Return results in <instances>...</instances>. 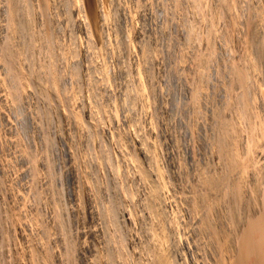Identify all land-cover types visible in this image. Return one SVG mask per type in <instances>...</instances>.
<instances>
[{"label":"rangeland","instance_id":"rangeland-1","mask_svg":"<svg viewBox=\"0 0 264 264\" xmlns=\"http://www.w3.org/2000/svg\"><path fill=\"white\" fill-rule=\"evenodd\" d=\"M23 1H25V3ZM214 1L215 0H100L101 17L104 16L98 24L99 28H97V30H99V38L102 35L100 40L99 38H95L93 34L89 36L92 32L86 30L88 33L91 32L87 34L85 30L78 25L79 22L76 11H73L76 9L74 8V4L71 3V0H0V264H156L157 261L154 262L156 258L168 259L169 262L172 261L171 264H203L204 262H206L204 264H217L220 260L223 261V264H225V262L228 264L237 259L238 254L235 253L234 243H236V235H238L237 232H239L238 230L241 227L239 225L233 227L232 215L236 212L235 214L238 217L244 219V215L246 216V213L251 211L252 207L250 208V205L252 204L250 203L253 202L251 200L253 195L251 194L253 193L254 187L252 185L254 183H250V178H252V174L255 176L259 174L257 170L264 166V163L263 165L260 163L261 160L264 162V157L262 156L264 155V137L259 136L261 135V131L259 128L256 129L264 116L262 111L263 106L260 107L262 103L260 97H264V91L261 87H264L262 83H259L261 87L258 85V89L260 87L261 90H259L261 92L256 91L258 89H253L257 86L258 82L256 80H261V78H259V80L255 77L263 70L261 66V68L258 66L259 64H256L257 66L253 65L255 68L249 67L253 69V71H251L252 69L250 70L252 72H250V78L256 81V83H251L253 85H250V89H248L247 92L250 96L257 97V100L255 99L254 101L255 104L251 101V105H256H253L254 108L258 106L255 109V111L258 110L255 115L258 113L259 116L260 110V112L262 111L260 115L263 116H259V121L257 119L256 122L253 116L255 111H251V117L253 116L252 122L255 121L253 123H256L254 128L249 127V124L246 123L247 120H245V122L244 119L242 120L241 118L239 119L246 128L242 126L240 122L239 124L233 123L236 130V126H241L240 128L243 127L241 130H238L240 135L243 136H237L239 141L237 137L234 139L235 143L233 149L236 150L235 153H238L237 158L239 159L237 160H241L240 162L237 161V163H240V165L242 163L241 167L243 166V168H246L240 169L239 165H236L233 169L231 168L232 174H234H231V176L235 177V179L233 178L235 183L238 181L236 184L245 181L244 183H240L242 186L234 184V186L241 187V189L239 188L240 196L242 195L240 198L241 203L239 201L236 202V209L232 206L233 199H231V197L234 192L232 190L233 184L231 185L232 192L230 189L222 190L219 187H214L215 189L212 187L211 189L210 185V187L208 186L205 188L206 185L202 186L201 180L203 179V182L207 180L208 183L209 179L214 180V178H216L215 180H218L221 177V173L223 175L224 164L219 154H217L219 151V147H217L218 135L217 131H214L216 129L212 126L215 122L212 118L215 120L218 119L216 121L217 123L218 121H239L238 110L233 109L238 108L236 105V98L241 90L239 87L237 91L232 90V93L235 91V94L233 93L235 97L234 95H230V100L232 101H229L231 105L227 108L228 98L225 100V97L220 94L222 89H218V87L220 86L223 88V86L227 85L231 80L228 74L225 75L227 67L225 69L224 65L231 62H228V59H233L232 62H237V58H240V60H238V62H240L241 57L246 55L242 54L243 50H239L238 48L243 47V45L239 43L241 40L238 38L240 37L238 31L242 28L240 24L244 23L248 15H250V17L248 16L249 18L252 17L253 24L256 22V20L254 21V16L257 14V17L264 21V17L259 15H264L263 13H259L261 10L263 12L264 8H261V5L264 7V1L259 0L257 2V0H248V4L249 1L254 4H250L248 7H243L246 3L244 0L239 2L241 5L236 2L239 4V8L234 4L236 7L235 10L242 8L248 9L250 7V9L252 8V13L255 9L253 11L255 14L252 13L253 15L251 13L249 14V9L248 11L243 9L244 12L241 10L242 13L240 10V13L236 11L238 14L234 10V13V6L232 11L229 10V12L227 10L229 13H225H227L228 16L230 13H233L229 16L230 19L234 18V21L235 19L238 20V22L235 21L239 24L238 26L235 25L237 23L232 19L231 21L226 17L223 8L221 11V7H223L220 5L221 0H217V2L219 1L218 4ZM254 2H257V4L261 2L262 4L259 3L260 7L257 8ZM248 4H246V6ZM13 5L16 6L13 7L14 9L12 8ZM101 6L103 8H101ZM240 6H242V8ZM175 7L177 10L174 9ZM259 8L261 10H258ZM31 9H33L34 12L31 11ZM192 9L198 10L194 11ZM15 10L17 13H15ZM10 11H13V13ZM244 13L248 15L242 16V19L245 17L243 21L239 20V18L241 19V14ZM9 16H11L12 19ZM257 17L256 19L258 20ZM211 18L214 19V23H212L213 20ZM207 19H210L211 22ZM222 19L223 22H226L223 23L221 21ZM228 20L235 23L234 25L236 28L234 25L229 26L228 24L232 23H227ZM263 21H261V30H259L260 23L258 24L259 29L257 31L259 32H262V29H264ZM211 24L213 25L211 26ZM218 24L220 26H218ZM21 25L27 28V33L29 34L24 33L26 30L22 28ZM29 25H31V27ZM207 25L211 32L208 31ZM224 26L228 30H230L231 26L232 29L234 27V32L237 29L235 32L236 34L233 31L225 30ZM217 27L219 28L217 29ZM237 27L240 28L238 29ZM17 29H19V32ZM216 29L219 33L224 30V32L220 34H224L228 31L235 35L232 36V34L226 32L227 34H225L227 36H223L216 32ZM14 30L17 31L14 32ZM239 32L242 33V30ZM212 33L214 35H212ZM214 36H216L215 38L218 37V40L215 39ZM230 36L232 37L228 39ZM219 37L221 39H219ZM223 37L226 38L224 42L222 40ZM235 37L236 40L234 39ZM188 40L194 41L190 42ZM229 40H231L230 42L232 45L230 42H227ZM72 41H75L74 44ZM71 44L74 46H71ZM7 45L9 47H7ZM236 45L237 51L235 50V53H233L232 49H235ZM226 46H229V50L231 49L230 51L235 55L232 54L233 56H231V52L226 50L228 49V47L225 48ZM206 47H210V49H206ZM212 50H214L213 53H211ZM220 51L222 53H220ZM5 53H7V55ZM251 53L254 55V50L249 51L247 56L253 58ZM75 57L77 58L75 59ZM241 62L244 63L243 58ZM241 62L240 64H242ZM219 68L223 69L222 72ZM258 68H260V71L257 70ZM49 70L50 72L54 71V73L48 72ZM218 70L224 73L223 75L225 76L218 73ZM197 71L199 72L197 73ZM263 72L264 70L260 73L261 76H257L263 77ZM21 73L23 75H21ZM255 73L256 75L254 76ZM214 74L216 76L219 74L225 77V79H223L224 81L222 77L219 80L218 75L217 79L221 81L219 82ZM53 75H57L55 77H57L58 81L53 79ZM172 75L176 77L175 81H177L174 84L180 88L178 93L182 89L181 84L184 83L188 84L186 85L188 88L191 87L189 88L190 93V89H199L198 86L200 88L202 87L203 89L201 90H204L202 91L203 93L200 92V89L198 93H201V96L205 93L204 96H202V98L198 96V99L196 98V100H194V95H198L197 89H194L195 91L193 90L196 92H192L194 95H187L181 91L179 94H176L177 100L175 102L177 104L175 105V109L172 107L171 101L174 91V86H172L173 81L171 80ZM252 77H255V79ZM38 78L42 82L39 80L37 81ZM52 79L57 83L52 82ZM198 79L201 81L199 85L197 83ZM228 79L229 81L225 82V80ZM205 80H207L208 83ZM262 80L264 81V77ZM49 81L51 83H49ZM178 82H180L181 86ZM213 82H215V84ZM218 83L221 84L219 85ZM193 84H195L194 87ZM254 84H256L255 87H251L254 86ZM54 85H56V87ZM36 86L38 88H36ZM214 88H216L218 94H215L216 91ZM251 88L253 91L255 90V95L251 92L254 96L249 92L252 91ZM206 91H208L209 94ZM257 102L260 103L257 105ZM223 103H225V105ZM219 104L221 107L224 105V108H221ZM229 108L232 109V111L230 109L231 112L235 111L237 114L234 112V114L232 113L234 116H231L232 114L229 115ZM199 109L201 112H199ZM216 110L218 115H215ZM221 110L225 112H222L224 115L220 114ZM39 114L40 117L38 116ZM225 116L226 119L228 118L227 120H225ZM135 120L136 122H134ZM249 120H251L250 117L248 118V121ZM23 122L27 124L25 127H23ZM252 122L250 121V124ZM207 123L210 124L208 125ZM76 124L78 125L76 126ZM252 125L254 124L250 126ZM255 129L260 132L255 131ZM237 134L239 133L237 132ZM239 137H241L242 141ZM201 139L205 140L204 143ZM213 141L214 143H212ZM246 141H248L247 147L245 145ZM233 142L232 140L229 148L233 146ZM240 142L241 144L244 142L245 144L243 143V145H245V147L240 145ZM253 142L255 143V147ZM202 143L205 145L207 144V147H202ZM237 144L244 147L241 149H244L243 151H245V155H249L248 157L244 155L242 150H240L242 152H239L238 149L240 146L238 145L235 147ZM145 145L148 147H145ZM250 145L251 147H249ZM256 146H259L258 149ZM192 147L195 148L193 149ZM261 147L263 150L262 153ZM248 149H250V151H247ZM145 151L147 153L144 154V156L143 152L145 153ZM252 151L255 152V156H253ZM257 151H260L262 155ZM146 155L149 156L147 157ZM250 155L252 156L250 157ZM143 157L146 160L143 159ZM147 159L152 162L150 161V163H148ZM244 162L246 165H250V168L244 165ZM259 163L262 165H260L261 167ZM135 164L138 165L136 166ZM239 169L240 172L237 171ZM252 169L253 173H251ZM113 170L114 172H112ZM158 170L160 172H158ZM233 170L234 172L236 170V174L237 172L242 174L244 170H247L243 175L240 174L241 176H239H243L246 179L242 177L243 180L241 179L239 182L240 178L235 176ZM262 170L264 169L262 168ZM156 171L158 173H156ZM260 171L261 170H259V172ZM145 173H150L151 177L149 174L145 176ZM140 174H143L142 177H140ZM156 174H158V176H155ZM199 174L201 176L204 175V177L206 174V180L201 176L199 179ZM146 177L149 178L146 179ZM149 179L155 182L160 181V186L157 184L159 187L155 189L156 193L162 190L160 196L157 193L159 198L153 190L154 186L150 189L153 182L150 183ZM233 179H229V182L234 183ZM253 180L251 179V181ZM155 182L153 185L157 183ZM207 183L204 182V184ZM250 184L252 185L250 186ZM159 188L160 190L158 191ZM225 191L227 193H225ZM198 192L200 194H198ZM204 193L206 196H204L205 198L201 196L204 195ZM199 195L201 197H199ZM151 196L153 197V201L150 199ZM154 196L158 199L156 198L157 200H154ZM192 196L195 199V203L190 199ZM199 200L200 202L197 203ZM155 201H157V203ZM203 201L207 203L205 204ZM248 201L250 202L249 204ZM145 202L149 207L146 206ZM160 202L161 204L159 205ZM202 202L206 207L201 204ZM163 203L165 204L164 206H162ZM188 203L190 206H194L195 204L194 207H197L195 211L193 208L192 211ZM191 203L194 204L192 205ZM196 203L198 205H196ZM159 207H162L161 210ZM248 208H250V210H248ZM147 212L150 214L152 212L151 216ZM194 212H197L196 215ZM202 213H205V215ZM200 215L201 217H199ZM196 216L199 218H196ZM155 219H159L158 222ZM243 219L241 220L244 221ZM241 220L240 222H242ZM159 221L162 224H160ZM198 222L199 224H197ZM201 223L203 225L206 224V226H203ZM191 229L194 230L192 231ZM200 230L203 232L205 231V234ZM210 231H212V233ZM218 231L219 234L216 233ZM213 233H215V236ZM204 235H207V237ZM208 236L214 242L211 241ZM229 239H232L231 242ZM228 242H230L232 247ZM230 247L231 250H234L227 251ZM216 249L219 250L218 253ZM160 250L163 253L161 252L160 254ZM231 252H234V255ZM229 253L231 255H228ZM213 254L214 259L212 256ZM165 255L169 256L165 257ZM217 255H220V258H224L225 261L220 258H217L219 261H216L215 258L218 257ZM225 256L227 258L229 257V261ZM232 257L235 259L233 260ZM209 258L212 259L209 260ZM165 261L170 264L167 260Z\"/></svg>","mask_w":264,"mask_h":264},{"label":"bare ground","instance_id":"bare-ground-1","mask_svg":"<svg viewBox=\"0 0 264 264\" xmlns=\"http://www.w3.org/2000/svg\"><path fill=\"white\" fill-rule=\"evenodd\" d=\"M11 1V0H10ZM56 1V0H55ZM100 1V0H99ZM98 0H71V3H73L74 4V8L76 9V10H73V11H76V15H77V17H78V25H80L84 30H85V32H86V30L88 31H91V32H89V33H91V34H89L88 32H86L87 34H89V36H92V34H93V36H95V38H99V30H97V28H99V22L102 20V18L104 17H101V10H100V2H99ZM118 1V0H117ZM194 1V0H193ZM216 1V4H218V2H217V0H215ZM214 1V2H215ZM241 1H243V0H221L220 1V5H222L223 7H221V11H222V8H223V10H224V13L225 12H228L229 10H231L232 11V8H234L235 6H234V4L237 6V8H239V2H241ZM246 3H245V5L243 6V7H248L250 4H253V3H250V1H252V0H250L249 1V4L247 3V1L248 0H244ZM256 1V0H255ZM259 0H257V2H258ZM261 1V0H260ZM264 1V0H263ZM13 2V1H12ZM24 3H25V1H23ZM59 2V1H58ZM104 2V1H103ZM113 2V1H112ZM189 2V1H188ZM197 2V1H196ZM201 2V1H200ZM239 3V4H237V3ZM257 2H254L256 5V7L258 8V7H260L259 6V3H261V2H259L258 4H257ZM6 3V2H5ZM70 3V4H71ZM109 3H110V1H109ZM114 3V2H113ZM199 3V2H198ZM212 3V2H211ZM10 4V3H9ZM14 4V3H13ZM20 4V3H19ZM68 4V3H67ZM72 4V5H73ZM186 4V3H185ZM203 4V3H202ZM205 4V3H204ZM246 4H248L247 6H246ZM262 4V3H261ZM8 5V4H7ZM11 5H12V3H11ZM10 5V6H11ZM26 5V4H25ZM38 5V4H37ZM62 5V4H61ZM103 5V4H102ZM180 5V4H179ZM193 5V4H192ZM195 5H196V3H195ZM219 5V6H220ZM241 5V4H240ZM242 5H243V3H242ZM254 5V4H253ZM15 5H13L12 6V8L14 7ZM20 6V5H19ZM18 6V7H19ZM27 6H28V4H27ZM39 6V5H38ZM205 6V5H204ZM234 6V7H233ZM16 7V6H15ZM17 7V8H18ZM26 7V6H25ZM105 7V6H104ZM173 7V6H172ZM206 7V6H205ZM241 8H242V6H240ZM253 7V6H252ZM9 8V7H8ZM7 8V9H8ZM32 8V7H31ZM43 8V7H42ZM69 8V7H68ZM101 8H103L102 6H101ZM202 8V7H201ZM207 8V7H206ZM210 8V7H209ZM253 8H255V7H253ZM261 8H264V7H262V5H261ZM9 9H11V8H9ZM14 9V8H13ZM16 9V8H15ZM26 9H28V8H26ZM36 9V8H35ZM69 9H71V8H69ZM174 9H176V7L174 8ZM185 9V8H184ZM236 9V7L233 9V12H234V10ZM244 8H242V9H238V10H235V12L236 11H238L239 13H240V11L241 10H243ZM246 9V8H245ZM244 9V10H245ZM249 10H250V12H249V14L251 13V10H252V8L250 9V7L248 8ZM248 9H246L245 11H248ZM177 10V9H176ZM179 10V9H178ZM183 10V9H182ZM192 10H194V9H192ZM198 10V9H197ZM197 10H194V11H197ZM228 10V11H227ZM240 10V11H239ZM244 10H243V12H244ZM255 10V9H254ZM253 10V11H254ZM257 10V9H256ZM258 10H261L260 8L258 9ZM9 11V10H8ZM7 11V12H8ZM19 11H20V9H19ZM31 11H33V9H31ZM66 11H68V10H66ZM181 11V10H180ZM212 11V10H211ZM219 11H220V9H219ZM252 11V13H254L255 14V12H253ZM10 12H12L13 13V11H10ZM25 12V11H24ZM24 12H23V15H24ZM34 12V11H33ZM182 12V11H181ZM184 12H185V10H184ZM199 12V11H198ZM215 12V11H214ZM230 12V11H229ZM228 12V13H229ZM234 12V13H235ZM15 13H17L16 12V10H15ZM21 13V12H20ZM42 13V12H41ZM105 13V12H104ZM207 13V12H206ZM210 13V12H209ZM221 13V12H220ZM237 13V12H236ZM241 13H242V11H241ZM248 13V12H247ZM246 13V14H247ZM251 13V14H252ZM259 13H263L264 14V9H263V12H262V10H261V12H259ZM11 14V13H10ZM33 14V13H32ZM31 14V15H32ZM103 14V13H102ZM184 14V13H183ZM201 14H203V13H201ZM205 14V13H204ZM208 14V13H207ZM212 14V13H211ZM221 14H223V13H221ZM233 13H230L229 14V16L230 15H232ZM238 14V13H237ZM245 13L244 14H241V19L239 18V20H241V21H243L244 19H245V17H244V19H242V16L243 15H246ZM257 14V13H256ZM9 15V14H8ZM51 15V14H50ZM125 15V14H124ZM199 15V14H198ZM225 15H226V17H228V19H230L229 18V16L227 15V13H225ZM236 15V14H235ZM248 15V14H247ZM253 15V14H252ZM261 17H264V15H262V14H259ZM13 16V15H12ZM47 16V15H46ZM128 16H130V15H128ZM215 16V15H214ZM217 16V15H216ZM221 16V15H220ZM237 16V15H236ZM240 16V15H239ZM249 17H250V15H248ZM248 16H246V18L247 19H245V21H244V23H241L240 25H242V28L239 30V31H241L242 30V33H240L239 31H238V34H240V37H238L240 40H241V42H239L240 44H242L243 45V47H238L239 48V50H243L242 51V54H246L244 57H241V61H242V58H243V61H244V63L243 62H241L242 64H240V62H238V60H240V58H237V62L236 61H234V62H232L233 61V59L232 60H230V59H228V62L229 61H231L230 63H224L225 65V69H226V67H227V69L224 71L225 72V75L226 74H228L230 77V82L229 83H227V85H224L223 86V88L222 87H218V89L219 88H221L220 90V94H222L224 97H225V100H227V98H228V101H227V108L228 107H230V105H231V103L229 102V101H232V100H230V95H234L235 93V91H237L238 90V87L240 88V90L242 91H240L239 93H238V96H237V98H236V105L238 106V108H234L233 110H238V114H239V117H238V119L239 118H241L242 120L244 119V121L245 120H247V124H249L248 126L249 127H253L254 128V126H255V124L256 123H253V122H257V119H258V117L260 116H263V115H260V113L263 111V113H264V97L262 96V97H260V101H262V103H261V105H260V107L261 106H263L262 108V111L260 112V110H259V116H258V113L255 115V113L258 111V110H256L255 111V109L258 107H255L254 108V106H256V105H254L255 104V99L257 98V97H252V96H250L249 95V93L247 92L248 91V89H250V85H253V84H251V83H256V81L258 82L257 83V86H256V88H253V89H258V85H259V83L261 84L262 83V86L264 87V81L262 80L263 79V77H258L257 75H260L261 76V72L264 70V29H262V32L260 31H257L259 28V30H261V21H263V20H260V18L259 17H257L258 16V14L256 15V16H254L255 17V19H254V21L256 20V22H254V24L252 23L253 21V19H251V18H249ZM9 17H11V16H9ZM14 17H16V16H14ZM30 17V16H29ZM28 17V18H29ZM32 17V16H31ZM42 17H43V15H42ZM212 17V16H211ZM223 17H224V15H223ZM256 17L258 18V20L256 19ZM76 18V17H75ZM130 18V17H129ZM215 18V17H214ZM219 18V17H218ZM9 19V18H8ZM11 19H12V17H11ZM19 19V18H18ZM31 19V18H30ZM73 19V18H72ZM126 19V18H125ZM184 19V18H183ZM204 19H205V17H204ZM212 19V18H211ZM232 19V18H231ZM230 19V20H231ZM234 19V18H233ZM232 19V20H233ZM264 19V18H263ZM71 20V19H70ZM76 20H77V18H76ZM104 20V19H103ZM208 20V19H207ZM213 20V22L212 23H214L215 21H214V19H212ZM225 20V19H224ZM231 20V21H232ZM9 21V20H8ZM73 21H75V20H73ZM106 21V20H105ZM184 21V20H183ZM182 21V22H183ZM208 21H210V19L208 20ZM216 21H217V19H216ZM222 22H223V19L221 20ZM229 21V20H228ZM227 21V23H232L231 21H229L228 22ZM234 21V20H233ZM235 21H237L238 22V20H236L235 19ZM234 21V22H235ZM258 21H260V22H258ZM11 22H13V21H11ZM69 22V21H68ZM181 22V21H180ZM211 22V21H210ZM209 22V23H210ZM224 22H226V21H224ZM223 22V23H224ZM237 22H235V23H237ZM258 22V23H257ZM264 22V21H263ZM30 23V22H29ZM102 23V22H101ZM221 23V22H220ZM235 23H232V24H228L229 26L230 25H234ZM260 23V27H259V24ZM14 24H17V23H14ZM68 24V23H67ZM103 24V23H102ZM203 24V23H202ZM222 24V23H221ZM226 24V23H225ZM257 24V25H256ZM13 25V24H12ZM25 25V24H24ZM27 25V24H26ZM69 25V24H68ZM97 25H98V27H97ZM130 25V24H129ZM213 24H211V26H212ZM227 25V26H228ZM235 25H239L238 23L237 24H235ZM235 25H234V27H235ZM263 25H264V23H263ZM28 26V25H27ZM30 27H31V25H29ZM191 26V25H190ZM218 26H220L219 24H218ZM223 26V25H222ZM226 26V25H225ZM225 26H224V29L225 30H228V29H226L225 28ZM229 26H228V28H229ZM20 27V26H19ZM21 27L22 28H25V32L24 33H27L28 32V30H27V28L26 27H24L23 25H21ZM20 27V28H21ZM101 27V26H100ZM207 28H208V25L206 26ZM214 27V26H213ZM234 27H233V29H232V26L230 27V30H228V31H233L234 32ZM259 27V28H258ZM264 27V26H263ZM69 28V27H68ZM79 28V27H78ZM191 28V27H190ZM195 28V27H194ZM211 28V27H210ZM219 27H217V29H218ZM222 28V27H221ZM236 28V27H235ZM238 29L240 28V27H237ZM47 29V28H46ZM81 29V28H80ZM82 29V30H83ZM217 29L215 30L216 32H218L217 31ZM232 29V30H231ZM18 30V32H19V29H17ZM16 30V31H17ZM172 30V29H171ZM212 30V29H211ZM237 30V29H236ZM236 30H235V32H236ZM7 31H9V30H7ZM15 30H14V32H16ZM187 31V30H186ZM208 31H210L209 30V28H208ZM228 31H226V32H228ZM21 32V31H20ZM37 32V31H36ZM84 32V33H85ZM188 32H189V30H188ZM192 32V31H191ZM196 32V31H195ZM203 32V31H202ZM211 32V31H210ZM221 32H224V30H222V31H220V33ZM225 32V33H226ZM234 32V33H235ZM260 34H259V33ZM9 33V32H8ZM22 33V32H21ZM21 33H20V35H21ZM38 33V32H37ZM40 33V32H39ZM214 33V32H213ZM212 33V35H214ZM219 33V32H218ZM219 33V34H220ZM220 34V35H225V36H227L226 34ZM27 34H29V33H27ZM185 34H187V33H185ZM228 34H232V32H228ZM236 34V33H235ZM234 34V35H235ZM237 34V35H238ZM31 35V34H30ZM38 35V34H37ZM199 35V34H198ZM219 35V36H220ZM233 34H232V36H234ZM236 35V36H237ZM7 36V35H6ZM17 36V35H16ZM24 36H25V34H24ZM27 36H29V35H27ZM41 36V35H40ZM88 36V35H87ZM123 36V35H122ZM127 36V35H126ZM204 36H206V35H204ZM208 36V35H207ZM216 36H217V34H216ZM216 36H214V38L216 37ZM232 36H230V37H228V39L229 38H231ZM8 37V36H7ZM10 37V36H9ZM54 37V36H53ZM101 37H102V35H101ZM100 37V38H101ZM168 37V36H167ZM201 37H202V34H201ZM222 37V36H221ZM28 38V37H27ZM92 38V37H91ZM99 38V39H100ZM161 38V37H160ZM174 38V37H173ZM195 38V37H194ZM193 38V39H194ZM210 38V37H209ZM213 38V37H212ZM31 39V38H30ZM203 39V38H202ZM211 39V38H210ZM215 39H217L218 40V37L217 38H215ZM219 39H221L220 37H219ZM225 39L226 38H224L223 37V42L225 41ZM235 40H236V37L234 38ZM239 39H237L238 41H240ZM19 40H20V38H19ZM34 40V39H33ZM54 40V39H53ZM88 40V39H87ZM101 40V39H100ZM119 40V39H118ZM126 40V39H125ZM205 40V39H204ZM222 40H219V41H222ZM232 40V39H231ZM231 40H229V41H227L228 43L231 41ZM8 41V40H7ZM11 41V40H10ZM32 41V40H31ZM43 41V40H42ZM46 41V40H45ZM76 41V40H75ZM74 41V42H75ZM95 41V40H94ZM188 41H190V40H188ZM192 41H194V40H192ZM192 41H190V42H192ZM200 41H201V38H200ZM210 41V40H209ZM233 41V40H232ZM23 42V41H22ZM48 42V41H47ZM74 42L72 41V43L74 44ZM128 42V41H127ZM234 42H237V41H234ZM233 42V43H234ZM24 43V42H23ZM42 43V42H41ZM49 43V42H48ZM55 43H57V42H55ZM77 43V42H76ZM101 43V42H100ZM125 43V42H124ZM131 43V42H130ZM202 43V42H201ZM209 43V42H208ZM207 43V44H208ZM214 43V42H213ZM219 43V42H218ZM222 43V42H221ZM238 43V42H237ZM237 43H235V44H237ZM82 44V43H81ZM93 44V43H92ZM128 44V43H127ZM223 44V43H222ZM230 44H231V42H230ZM235 44H233V45H235ZM33 45V44H32ZM77 45V44H76ZM80 45V44H79ZM119 45V44H118ZM175 45V44H174ZM173 45V46H174ZM209 45H210V43H209ZM219 45H220V43H219ZM232 45V44H231ZM241 45V46H242ZM25 46H26V44H25ZM47 46V45H46ZM57 46H59V45H57ZM71 46H74V45H72L71 44ZM200 46V45H199ZM211 46V45H210ZM213 46V45H212ZM216 46V45H215ZM224 46V45H223ZM230 46V45H229ZM229 46H226L225 48H227L228 47V49H226L227 51H230L229 50ZM4 47V46H3ZM7 47H9L8 45H7ZM42 47V46H41ZM87 47V46H86ZM89 47V46H88ZM90 47H92V46H90ZM122 47V46H121ZM171 47V46H170ZM222 47V46H221ZM231 47V46H230ZM237 47V45L235 46V49H232L233 50V53H235L234 51L237 49L236 48ZM23 48H25V47H23ZM28 48V47H27ZM35 48V47H34ZM33 48V49H34ZM40 48V47H39ZM71 48V47H70ZM130 48V47H129ZM207 48H209L210 49V47H206V49ZM233 48H234V46H233ZM7 49H9V48H7ZM42 49V48H41ZM69 49V48H68ZM83 49V48H82ZM118 49H120V48H118ZM171 49V48H170ZM215 49H216V47H215ZM214 49V50H215ZM248 49V50H247ZM256 49V50H255ZM3 50V49H2ZM28 50V49H27ZM147 50V49H146ZM205 50V49H204ZM214 50H212L211 51V53H213V51ZM220 50V49H219ZM222 50V49H221ZM226 50H225V52H226ZM238 50V51H239ZM251 50H254V55H253V53H251V55H253V58L250 56V57H248L247 56V53H249V51H251ZM40 51V50H39ZM50 51V50H49ZM66 51V50H65ZM128 51V50H127ZM132 51V50H131ZM176 51V50H175ZM210 51V50H209ZM237 51V50H236ZM247 51V52H246ZM2 52V51H1ZM11 52V51H10ZM14 52V51H13ZM12 52V53H13ZM20 52V51H19ZM73 52V51H72ZM144 52V51H143ZM170 52V51H169ZM178 52V51H177ZM231 52V56H233V55H235V54H233L232 53V51H230ZM4 53V52H3ZM8 53H9V51H8ZM17 53V52H16ZM29 53V52H28ZM64 53V52H63ZM66 53H68V52H66ZM77 53V52H76ZM93 53V52H92ZM220 53H222L221 51H220ZM239 53V52H238ZM6 55H7V53H5ZM11 54V53H10ZM32 54V53H31ZM61 54V53H60ZM91 54V53H90ZM155 54V53H154ZM205 54V53H204ZM218 54V53H217ZM233 54V55H232ZM242 54H240V55H242ZM1 55V54H0ZM9 55V54H8ZM35 55V54H34ZM64 55V54H63ZM77 55H78V53H77ZM88 55V54H87ZM149 55V54H148ZM198 55V54H197ZM206 55V54H205ZM210 55V54H209ZM221 55V54H220ZM238 55V54H237ZM5 56V55H4ZM12 56V55H11ZM93 56V55H92ZM150 56V55H149ZM152 56H153V54H152ZM151 56V57H152ZM178 56V55H177ZM7 57V56H6ZM13 57V56H12ZM99 57V56H98ZM97 57V58H98ZM202 57V56H201ZM208 57V56H207ZM211 57V56H210ZM238 57V56H237ZM9 58H11V57H9ZM49 58H51V57H49ZM58 58V57H57ZM77 57H75V59H76ZM170 58V57H169ZM172 58V57H171ZM203 58H205V57H203ZM209 58V57H208ZM208 58H207V60H208ZM235 58H236V56H235ZM8 59V58H7ZM68 59V58H67ZM149 59H152V58H149ZM154 59H155V57H154ZM197 59V58H196ZM211 59H213V58H211ZM221 59V58H220ZM11 60V59H10ZM153 60V59H152ZM151 60V61H152ZM194 60V59H193ZM204 60V59H203ZM206 60V61H207ZM235 60V59H234ZM9 61V60H8ZM63 61V60H62ZM150 61V60H149ZM148 61V62H149ZM180 61V60H179ZM209 61V60H208ZM212 61V60H211ZM227 61V60H226ZM51 62V61H50ZM49 62V63H50ZM55 62V61H54ZM66 62V61H65ZM142 62V61H141ZM147 62V61H146ZM197 62V61H196ZM16 63V62H15ZM57 63V62H56ZM207 63V62H206ZM208 63H210V62H208ZM214 63V62H213ZM220 63H222V62H220ZM6 64V63H5ZM19 64V63H18ZM147 64V63H146ZM228 64V65H227ZM256 64H259L258 66L260 67H262L263 68V70H259L260 68H258L257 70L258 71H260V73L259 74H257L256 75V73H258L257 71H254V72H256L255 74H254V76L256 77V78H261V80L260 81H258V80H256V81H254V80H252L251 78H250V72L251 71H253V69L251 70L249 67L251 66V67H253V65H256ZM198 65V64H197ZM208 65V64H207ZM222 65V64H221ZM227 65V66H226ZM241 65V66H240ZM46 66V65H45ZM148 66V65H147ZM211 66V65H210ZM257 66V65H256ZM51 67V66H50ZM50 67H49V69H50ZM53 67V66H52ZM214 67V66H213ZM216 67V66H215ZM223 67V66H222ZM13 68V67H12ZM75 68V67H74ZM211 68V67H210ZM253 68H255V67H253ZM37 69V68H36ZM172 69H174V68H172ZM200 69V68H199ZM220 70H221V72H222V70L223 69H221V68H219ZM11 70V69H10ZM138 70V69H137ZM176 70V69H175ZM205 70V69H204ZM203 70V71H204ZM208 70V69H207ZM213 70H214V68H213ZM251 70V71H250ZM20 71V70H19ZM31 71V70H30ZM29 71V72H30ZM35 71V70H34ZM56 71V70H55ZM73 71V70H72ZM169 71V70H168ZM184 71V70H183ZM193 71V70H192ZM9 72V71H8ZM11 72H12V70H11ZM39 72V71H38ZM48 72H50V70L48 71ZM47 72V73H48ZM51 72H53L54 73V71H51ZM50 72V73H51ZM57 72V71H56ZM124 72V71H123ZM126 72V71H125ZM130 72V71H129ZM199 71H197V73H198ZM221 72H219V70H218V73H221ZM173 73V72H172ZM175 73V72H174ZM191 73V72H190ZM215 73H217V72H215ZM252 73V72H251ZM264 73V72H263ZM263 73H262V75H263ZM13 74V73H12ZM39 74V73H38ZM42 74H44V73H42ZM45 74H46V71H45ZM64 74V73H63ZM79 74V73H78ZM132 74V73H131ZM209 74V73H208ZM222 75L224 74V73H221ZM21 75H23L22 73H21ZM29 75H30V73H29ZM128 75V74H127ZM179 75H180V73H179ZM204 75V74H203ZM202 75V76H203ZM215 75V74H214ZM219 74H217V76H218ZM219 75V77H218V79L220 80V78L222 77V80L223 79H225V77H223V76H225V75ZM227 75V76H228ZM39 76H41V75H39ZM49 76H51V75H49ZM55 76H57V75H53V79H56V81H58L57 80V77H55ZM65 76V75H64ZM75 76V75H74ZM132 76V75H131ZM136 76V75H135ZM183 76V75H182ZM181 76V77H182ZM197 76H198V74H197ZM202 76H201V80H202ZM204 76H206V75H204ZM203 76V77H204ZM216 76V75H215ZM217 76L215 77L216 79H217ZM10 77V76H9ZM21 77V76H20ZM24 77V76H23ZM38 77V76H37ZM43 77V76H42ZM42 77H41V79H42ZM46 77V76H45ZM55 77V78H54ZM70 77V76H69ZM174 75H172V83H173V85L172 86H174L173 88H174V91H173V94H172V107H174L175 108V105L177 104L175 101L177 100L176 99V94L178 93V90H180V88L177 86V85H175L174 83H176L177 81H175L176 80V77H175V79H174ZM207 77V76H206ZM255 77H252V78H254L255 79ZM12 78V77H11ZM16 78V77H15ZM27 78V77H26ZM30 78V77H29ZM61 78V77H60ZM73 78V77H72ZM146 78H147V76H146ZM186 78V77H185ZM191 78V77H190ZM189 78V79H190ZM193 78V77H192ZM36 79V78H35ZM48 79V78H47ZM51 79V78H50ZM49 79V80H50ZM53 79L51 80L52 82H54L53 81ZM77 79V78H76ZM129 79H131V78H129ZM181 79V78H180ZM183 79H184V76H183ZM215 79V80H216ZM217 79V80H218ZM17 80V79H16ZM22 80V79H21ZM39 80V78L37 79V81ZM45 80V79H44ZM64 80V79H63ZM78 80H79V78H78ZM126 80V79H125ZM137 80V79H136ZM169 80V79H168ZM209 80V79H208ZM218 80V81H219ZM251 80H252V82H251ZM10 81V80H9ZM14 81V80H13ZM39 81H41V80H39ZM60 81V80H59ZM135 81V80H134ZM150 81V80H149ZM152 81V80H151ZM164 81V80H163ZM175 81V82H174ZM179 81V80H178ZM199 81V82H198ZM198 81H197V83H198V85H199V83H201V81H200V79H198ZM205 81H207V80H205ZM211 81V80H210ZM224 81V80H223ZM222 81V82H223ZM226 81H229V79L228 80H225V82ZM261 81H263V82H261ZM42 82V81H41ZM136 82V81H135ZM138 82V81H137ZM154 82V81H153ZM187 82V81H186ZM192 82V81H191ZM219 82H221V81H219ZM224 82V83H225ZM39 83V82H38ZM49 83H51L50 81H49ZM54 83H57V82H54ZM53 83V84H54ZM60 83V82H59ZM77 83V82H76ZM129 83V82H128ZM131 83V82H130ZM171 83V84H172ZM179 83V85H180V82H178ZM183 83V82H182ZM207 83H208V81H207ZM211 83V82H210ZM214 84H215V82H213ZM18 84V83H17ZM36 84V83H35ZM53 84H50V85H53ZM134 84V83H133ZM136 84H138V83H136ZM140 84V83H139ZM149 84V83H148ZM166 84V83H165ZM219 85L221 84V83H218ZM226 84V83H225ZM48 85V84H47ZM57 85V84H56ZM56 85H54L55 87H56ZM132 85V84H131ZM135 85V84H134ZM182 85V89H181V91H183L185 94H192V92L193 93H196V92H194L195 90L194 89H197V88H193V89H190L191 90V93L189 92V88H191V87H187L186 85H188V84H181ZM180 85V86H181ZM192 85V84H191ZM194 85L195 84H193V87H194ZM197 85V86H198ZM201 85V84H200ZM205 85V84H204ZM222 85H223V83H222ZM221 85V86H222ZM255 85L256 84H254V86H251V87H255ZM33 86V85H32ZM38 86H40V85H38ZM43 86V85H42ZM46 86V85H45ZM49 86V85H48ZM154 86V85H153ZM208 86V85H207ZM260 87H261V85H259ZM59 87V86H58ZM137 87V86H136ZM211 87V86H210ZM236 87H237V89H236ZM260 87H259V89H260ZM18 88V87H17ZM36 88H38L37 86H36ZM46 88V87H45ZM135 88V87H134ZM140 88V87H139ZM172 88V89H173ZM178 88V89H177ZM198 88L200 89V92L201 93H203L202 91H204V90H201V89H203L202 87L200 88L199 86H198ZM205 88H208V87H205ZM216 88H217V86H216ZM216 88H214V90L216 91ZM18 89H20V88H18ZM23 89V88H22ZM27 89V88H26ZM34 89V88H33ZM56 89V88H55ZM171 89V90H172ZM199 89H197V94L198 95H194V94H192V95H194V100H196V98L198 99V96H200L201 98H202V96H204V94H202V96L198 93V91H199ZM217 89V90H218ZM256 90V91H258V92H261L260 90L261 89H263V91H264V88H262L261 87V89L260 90ZM194 90V91H193ZM212 90V89H211ZM232 90H235L233 93H232ZM251 90H252V88H251ZM35 91V90H34ZM50 91V90H49ZM180 91V92H181ZM213 91V90H212ZM219 91V90H218ZM16 92H18V91H16ZM31 92V91H30ZM179 92V93H180ZM207 93H208V91H206ZM214 92V91H213ZM250 92V94H251V92H253V94L255 95V90L253 91H249ZM178 93V94H179ZM217 93V91L215 92V94ZM232 93V94H231ZM241 93V94H240ZM12 94V93H11ZM26 94V93H25ZM32 94V93H31ZM45 94V93H44ZM56 94V93H55ZM209 94V93H208ZM208 94H206V95H208ZM214 94V93H213ZM218 94V93H217ZM240 94V95H239ZM253 94H251V95H253ZM18 95V94H17ZM27 95V94H26ZM29 95V94H28ZM57 95V94H56ZM253 95V96H254ZM261 95V94H260ZM40 96H43V95H40ZM47 96V95H46ZM155 96V95H154ZM197 96V97H196ZM211 96V95H210ZM209 96V97H210ZM220 96V95H219ZM249 96H250V98L251 99H254V100H251L250 98H249ZM257 96V95H256ZM17 97V96H16ZM55 97V96H54ZM217 97V96H216ZM234 97H235V95H234ZM40 98V97H39ZM38 98V99H39ZM46 98V97H45ZM258 98H259V95H258ZM66 99V98H65ZM139 99V98H138ZM192 99V98H191ZM210 99V98H209ZM17 100V99H16ZM54 100V99H53ZM55 100H56V98H55ZM132 100V99H131ZM134 100V99H133ZM141 100V99H140ZM189 100V99H188ZM202 100V99H201ZM200 100V101H201ZM217 100V99H216ZM257 100V99H256ZM52 101V100H51ZM199 101V102H200ZM205 101V100H204ZM251 101H252V103H254V104H252L251 105ZM259 101V100H258ZM47 102V101H46ZM56 102V101H55ZM191 102V101H190ZM193 102V101H192ZM203 102V101H202ZM208 102V101H207ZM219 102V101H218ZM221 102H223V101H221ZM225 102V101H224ZM233 102H234V100H233ZM53 103V102H52ZM61 103V102H60ZM63 103V102H62ZM194 103V102H193ZM193 103H191V104H193ZM260 103V102H259ZM258 102H257V105L259 104ZM67 104V103H66ZM65 104V105H66ZM179 104V103H178ZM196 104H197V102H196ZM201 104V103H200ZM224 105H225V103H223ZM140 105V104H139ZM211 105H212V103H211ZM220 105V104H219ZM224 105L222 106L223 108H224ZM233 105H234V103H233ZM254 105V106H253ZM191 106V105H190ZM251 106H253V107H251ZM58 107H59V105H58ZM193 107V106H192ZM220 107H221V105H220ZM221 107V108H222ZM232 107V106H231ZM236 107V106H235ZM74 108V107H73ZM173 108V109H174ZM195 108V107H194ZM220 108V109H221ZM227 108H226V106H225V109L227 110ZM251 108H253V109H251ZM172 109V108H171ZM176 109V108H175ZM183 109V108H182ZM203 109V108H202ZM216 109V108H215ZM218 109V108H217ZM230 109L231 108H229L228 110L230 111ZM178 110V109H177ZM219 110V109H218ZM223 110V109H222ZM221 110V112H220V114H223V113H225L224 111H222ZM255 111L254 112V117L256 118H254V120L255 121H253L252 122V117H251V115H252V113H251V111ZM180 111V110H179ZM196 111V110H195ZM198 111V110H197ZM210 111H212V110H210ZM231 111H232V109H231ZM230 111V113H229V115H231L232 113L234 114V112H231ZM45 112V111H44ZM177 112V111H176ZM199 112H201L200 111V109H199ZM206 112V111H205ZM204 112V113H205ZM223 112V113H222ZM40 113V112H39ZM77 113V112H76ZM91 113V112H90ZM236 112H235V114H237ZM64 114V113H63ZM207 114V113H206ZM218 115V113H217V110H216V112H215V115ZM219 114V115H220ZM231 115V116H234V115ZM262 114V113H261ZM72 115V114H71ZM77 115V114H76ZM80 115V114H79ZM140 115V114H139ZM184 115V114H183ZM210 115V114H209ZM214 115V114H213ZM224 115V114H223ZM228 115V114H227ZM226 115V116H227ZM228 115V116H229ZM39 117H40V114L38 115ZM63 116V115H62ZM143 116V115H142ZM226 116H225V120H227L226 119ZM52 117V116H51ZM50 117V118H51ZM60 117V116H59ZM65 117V116H64ZM66 117H67V115H66ZM212 117H214V116H212ZM230 117V116H229ZM237 117V116H236ZM251 118V120H249L248 121V118ZM259 117V118H260ZM42 118V117H41ZM79 118V117H78ZM81 118V117H80ZM92 118V117H91ZM136 118H138V117H136ZM232 118V117H231ZM52 119V118H51ZM75 119V118H74ZM76 119H77V117H76ZM139 119V118H138ZM141 119V118H140ZM187 119V118H186ZM197 119V118H196ZM211 119V118H210ZM215 122L212 124V126L216 129V130H214V128H213V130L214 131H217V135H218V138H217V147H219V151L217 152V154H219V157H221L220 159H222L223 160V164H224V172H223V175H222V173H221V177L218 179V180H215L216 178H214V180L212 179V180H208V183H207V180L205 179L206 178V174H205V177H204V175L203 176H201L200 174H199V179H200V176L203 178L204 177V179L206 180V181H204V182H206L207 184H204V182L201 180V183H202V186L203 185H206V187L205 188H207L209 185L211 186V189H212V187H213V189H215L216 187L218 188H221L222 190L224 189V190H229L230 189V191H232L231 193H232V197H231V199H233V208L234 209H236V202H240V198H241V196H240V192H239V190L241 189V187L239 186V187H237L238 185H241L240 183L242 182H240V180L242 179V177H239V176H241V175H243L244 173H245V171H247V170H244L243 172H242V174L240 175L238 172H237V174H236V170H235V172H234V170H233V172L235 173V176H237V178H240L239 179V184H236V183H238V181L235 183V177L233 176H231V174H232V169H233V167H235L236 165H239L240 167V169H242L243 168V166L241 167V165H242V163H241V165H240V163H237V161H239V160H237V159H239V158H237V155H238V153L236 154L235 153V151L236 150H234L233 148H234V143H235V138L238 136V135H240V132L238 131V130H241L242 128H240V127H238V126H236L237 127V130L235 129V126H234V124L233 123H235V124H239V122L241 123L242 121H240V119H239V121L237 122H229V121H225L224 119H222V120H224L225 122H220V121H218V123L216 122L217 120H215L214 118H212ZM234 119V118H233ZM50 120V119H49ZM188 120V119H187ZM205 120H207V119H205ZM221 120V121H222ZM43 121V120H42ZM140 121V120H139ZM199 121V120H198ZM212 121V120H211ZM250 121L252 122L251 124H254V125H252V126H250L251 124H250ZM258 121H259V119H258ZM264 116H263V119H262V121L259 123V126L256 128V129H260V131L259 130H256L255 129V131H259L260 132V134L261 135H259V136H261V137H264ZM134 122H136V120L134 121ZM203 122V121H202ZM202 122H201V124H202ZM187 123V122H186ZM200 123V122H199ZM245 123V124H246ZM72 124V123H71ZM98 124H100V123H98ZM97 124V125H98ZM208 124V123H207ZM210 124V123H209ZM208 124V125H209ZM242 124V123H241ZM240 124V125H241ZM23 127H25V125H27V124H25L24 122H23ZM78 124H76V126H77ZM186 125V124H185ZM197 125V124H196ZM80 126V125H79ZM99 126V125H98ZM101 126V125H100ZM192 126V125H191ZM204 126V125H203ZM203 126H202V128H203ZM242 126H244L243 124H242ZM136 127V126H135ZM245 128H246V126H244ZM88 128V127H87ZM90 128V127H89ZM192 128H193V126H192ZM196 128V127H195ZM212 128H210V129H212ZM240 128V129H239ZM244 128V129H245ZM253 128H251V129H253ZM84 129V128H83ZM189 129V128H188ZM187 129V130H188ZM197 129V128H196ZM24 130V129H23ZM86 130V129H85ZM84 130V131H85ZM96 130H97V128H96ZM186 130V129H185ZM193 130H195V129H193ZM250 130V129H249ZM89 131H92V130H89ZM192 131V130H191ZM248 131V130H247ZM251 131V130H250ZM253 131V130H252ZM94 132V131H93ZM92 132V133H93ZM190 132V131H189ZM237 132L239 133V134H237ZM254 132V131H253ZM259 132H257V133H259ZM90 133V132H89ZM195 133H197V132H195ZM204 133V132H203ZM210 133V132H209ZM256 133V132H255ZM94 134V133H93ZM207 134V133H206ZM237 134V135H236ZM245 134V133H244ZM127 135V134H126ZM195 135V134H194ZM199 135V134H198ZM253 135V134H252ZM252 135H250V136H252ZM263 135V136H262ZM142 136V135H141ZM240 136H243V135H240ZM255 136H256V134H255ZM151 137V136H150ZM149 137V138H150ZM213 138V137H212ZM240 139H241V137H239ZM253 138V137H252ZM96 139V138H95ZM194 139V138H193ZM206 139V138H205ZM263 139V138H262ZM262 139H261V141H262ZM197 140V139H196ZM202 140V139H201ZM207 140V139H206ZM232 140L234 141L232 144H233V146H230V148H229V145H230V143L232 142ZM237 140H238V137H237ZM255 140H257V139H255ZM264 140V139H263ZM146 141V140H145ZM203 141V143H204V139L202 140ZM209 141V140H208ZM239 141V140H238ZM238 141H236V142H238ZM241 141H242V139H241ZM254 141V140H253ZM247 142L248 141H246V147H247ZM255 142V141H254ZM253 142V145L255 144ZM202 143V147H207L205 144H203ZM209 143V142H208ZM212 143H214V141L212 142ZM243 143L241 144V142L239 143L240 145H243ZM153 144V143H152ZM239 144H237L235 147H237ZM250 144V143H249ZM149 145V144H148ZM192 145V144H191ZM205 145V146H204ZM216 145V144H215ZM239 145V146H240ZM245 145H243L244 147H245ZM257 145H259V144H257ZM262 145V144H261ZM140 146H142V145H140ZM143 146H144V144H143ZM197 146V145H196ZM242 146V147H243ZM145 147H148V146H146L145 145ZM145 147H144V149H145ZM154 147V146H153ZM212 147V146H211ZM231 147H232V149H231ZM241 146H240V148L238 149L239 150V152H242L244 149H241L242 148ZM243 147V148H244ZM249 147H251V145L249 146ZM248 147V148H249ZM254 147H255V145H254ZM259 147V146H258ZM258 147L256 146V148L258 149ZM263 147V146H262ZM262 147H261V150H262ZM140 148V147H139ZM150 148V147H149ZM193 148V147H192ZM195 148V147H194ZM193 148V149H194ZM255 148V149H256ZM141 150H143L142 148H140ZM217 149V148H216ZM236 149V148H235ZM251 149V148H250ZM250 149H248L247 151H250ZM263 149H264V147H263ZM139 150V149H138ZM140 150V151H141ZM204 150H205V148H204ZM237 150V151H238ZM240 150H242V151H240ZM260 150V151H261ZM150 151V150H149ZM194 151V150H193ZM192 151V152H193ZM260 151H257L258 153H260ZM210 152V151H209ZM244 152V155H245V151H243ZM253 152V156H255L254 155V151H252ZM263 152V150L261 151V153ZM142 153V152H141ZM147 152L145 151V153L143 152V155L144 154H146ZM194 153V152H193ZM203 153V152H202ZM260 153V154H261ZM140 154V153H139ZM241 154V153H240ZM249 154H252V153H249ZM142 155V154H141ZM149 155H152V154H149ZM148 155V156H149ZM191 155H193V154H191ZM204 155V154H203ZM215 155V154H214ZM213 155V156H214ZM262 155V154H261ZM145 156V155H144ZM147 156V155H146ZM147 156V157H148ZM194 156V155H193ZM241 156V155H240ZM245 156H247V155H245ZM249 156V155H248ZM247 156V157H248ZM252 155H250V157H251ZM263 157H264V155H262ZM146 157V158H147ZM192 157V156H191ZM196 157V156H195ZM219 157H218V159H219ZM256 157H257V155H256ZM151 158H152V156H151ZM253 158V157H252ZM251 158V159H252ZM255 158V157H254ZM262 158V157H261ZM133 159V158H132ZM143 159H145L144 157H143ZM208 159H209V157H208ZM219 159V160H220ZM258 159H259V157H258ZM258 159H257V161H258ZM98 160V159H97ZM146 160V159H145ZM244 160V159H243ZM242 160V161H243ZM248 160V159H247ZM105 161V160H104ZM147 161H148V163H150V161H149V159H147ZM153 161H155V160H153ZM241 161V160H240ZM239 161V162H240ZM99 162V161H98ZM106 162V161H105ZM136 162H138V161H136ZM152 162V161H151ZM248 162V161H247ZM200 163V162H199ZM220 163V162H219ZM249 163V162H248ZM260 163H262V165H263V161L261 160V162ZM259 163V166L261 165ZM104 164V163H103ZM215 164V163H214ZM216 164H217V162H216ZM244 165H246L245 164V162L243 163ZM136 165V164H135ZM138 165V164H137ZM136 165V166H137ZM140 165V164H139ZM157 165V164H156ZM196 165H197V163H196ZM253 165V164H252ZM261 165V166H262ZM33 166H34V164H33ZM107 166H109V165H107ZM135 166V167H136ZM150 166V165H149ZM152 166V165H151ZM210 166V165H209ZM246 166H249L248 168H250V165H246ZM254 166V165H253ZM260 166V167H261ZM75 167V166H74ZM139 167V166H138ZM141 167V166H140ZM153 167V166H152ZM155 167V166H154ZM213 167V166H212ZM222 167V166H221ZM258 167V166H257ZM257 167H255V168H257ZM259 167V168H260ZM192 168V167H191ZM232 168V169H231ZM246 168V167H245ZM245 168H243V169H245ZM251 168H252V166H251ZM262 168L264 169V166H262L261 167V169H259V170H261L260 172H259V170H257V172L259 173V174H257L256 176L254 175V174H252L251 175V177L252 178H250V183L252 182V183H254L253 185L252 184H250V186L252 185L253 187H254V189H253V187H252V189H253V193L251 194V195H253V197H252V203H250L249 201H248V204L250 203V204H252V205H250V208L252 207V209H251V211H249V213H246V216L244 215V219L242 218V217H238L235 213L236 212H234V214L232 215L233 217V221H232V223H233V227L234 226H240L241 228H239V232H237V234L238 235H236V239H235V235H234V239L236 240L235 242L236 243H234L235 244V253L236 254H238V257L237 256H235V257H237V259L236 260H234L235 258L234 257H232L233 258V262L231 263V262H229L228 264H264V170H262ZM198 169H200V168H198ZM236 169V168H235ZM238 169V168H237ZM240 169L239 170H237V171H239L240 172ZM254 169V168H253ZM253 169L250 171L251 173H253ZM150 170H152V169H150ZM154 170H156V169H154ZM154 170H153V173H154ZM206 170V169H205ZM256 170V169H255ZM116 171V170H115ZM145 171V170H144ZM112 172H114V170L112 171ZM137 172V171H136ZM158 172H160L159 170H158ZM157 171H156V173H158ZM216 172V171H215ZM111 173V172H110ZM139 173H141V172H139ZM206 173V172H205ZM248 173V172H247ZM118 174V173H117ZM137 174V173H136ZM147 174H149L150 175V173H147ZM146 173H145V176L147 175ZM152 174V173H151ZM239 174V175H238ZM141 176L140 177H142V175L143 174H140ZM154 175V174H153ZM152 175V176H153ZM185 175V174H184ZM232 175H234V174H232ZM155 176H158V174H156ZM250 176V175H249ZM255 176V177H254ZM68 177H71V176H68ZM74 177V176H73ZM150 177H151V175H150ZM154 177V176H153ZM161 177V176H160ZM160 177H157V178H160ZM179 177V176H178ZM184 177V176H183ZM190 177V176H189ZM209 177V176H208ZM116 178V177H115ZM149 177H146V179H148ZM231 178L234 180V183H231V182H229V179L231 180ZM236 178V179H237ZM243 178H245V177H243ZM253 178H254V180H253ZM70 179V178H69ZM112 179V178H111ZM153 179V178H152ZM246 179V178H245ZM244 179V180H245ZM251 179L254 181H251ZM114 180V179H113ZM139 180V179H138ZM144 180V179H143ZM150 180V179H149ZM155 180H158V179H155ZM186 180H187V178H186ZM243 180V179H242ZM249 180V179H248ZM142 181V180H141ZM140 181V182H141ZM148 181V180H147ZM162 181H164V180H162ZM183 181H185V180H183ZM196 181V180H195ZM199 181V180H198ZM151 182H155V181H151L150 180V183ZM157 182V181H156ZM155 182V183H156ZM160 182V181H159ZM159 182H157L156 184H154L153 185V183H152V187H150V189L151 188H153V186H154V188H153V190H154V192H155V189H157V187H159L160 185H159ZM188 182V181H187ZM245 182V181H244ZM244 182H242V183H244ZM249 182V181H248ZM196 183V182H195ZM200 183V184H201ZM145 184V183H144ZM159 186H158V185ZM233 184V187H232V190H231V185ZM234 184H236L235 186H234ZM151 185V184H150ZM155 185H156V188H155ZM162 185H164V184H162ZM196 186V185H195ZM202 186H201V190H202ZM209 186V187H210ZM242 186V185H241ZM244 186V185H243ZM245 186H248V185H245ZM163 187V186H162ZM189 187V186H188ZM192 187V186H191ZM215 187V188H214ZM164 188V187H163ZM197 188V187H196ZM204 188V189H205ZM240 188V189H239ZM92 189H93V187H92ZM115 189V188H114ZM113 189V190H114ZM166 189V188H165ZM193 189V188H192ZM210 189V188H209ZM210 189V190H211ZM221 189H220V191H221ZM245 189H247V188H245ZM245 189H243V190H245ZM98 190V189H97ZM160 190V188L158 189V191ZM172 190V189H171ZM209 190V191H210ZM157 191V190H156ZM219 191V192H220ZM246 191V190H245ZM100 192V191H99ZM115 192V191H114ZM147 192V191H146ZM150 192H151V195L153 196V194H152V191L150 190ZM150 192H149V195H150ZM160 192H162V190L161 191H159V192H157L158 194H159V196L161 195V193ZM211 192V191H210ZM218 192V191H217ZM241 192H243V191H241ZM249 192H250V188H249ZM113 193V192H112ZM120 193H121V191H120ZM156 193V192H155ZM154 193V194H155ZM156 193V194H157ZM195 193V192H194ZM213 193V192H212ZM211 193V194H212ZM225 193H227L226 191H225ZM97 194V193H96ZM155 194V195H156ZM158 194L156 195L158 198H159V196H158ZM189 194V193H188ZM198 194H200L199 192H198ZM203 194V193H202ZM209 194V193H208ZM249 194V193H248ZM247 194V195H248ZM122 195V194H121ZM124 195V194H123ZM148 195V196H149ZM191 195V194H190ZM195 195V194H194ZM197 195V194H196ZM244 195V194H243ZM146 196V195H145ZM150 197V199H152L153 197ZM201 196H205V193H204V195H201ZM200 195H199V197H201ZM225 196V195H224ZM155 197V196H154ZM157 197H155V199L154 200H157L158 198ZM196 197V196H195ZM206 197V196H205ZM204 197V198H205ZM226 197V196H225ZM244 197V196H243ZM148 198V197H147ZM157 198V199H156ZM180 198V197H179ZM185 198H186V196H185ZM223 198V197H222ZM245 198V197H244ZM95 199V198H94ZM98 199V198H97ZM162 199V198H161ZM190 199L191 200H195L194 199V197L192 196V198L190 197ZM203 199V198H202ZM210 199V198H209ZM225 199V198H224ZM223 199V200H224ZM227 199V198H226ZM230 199V198H229ZM250 199V198H249ZM129 200V199H128ZM148 200V199H147ZM164 200V199H163ZM201 200V199H200ZM200 200L199 201H197V203L198 202H200ZM245 200V199H244ZM97 201V200H96ZM118 201V200H117ZM151 201V200H150ZM152 201H153V199H152ZM159 201V200H158ZM187 201V200H186ZM204 201H205V199H204ZM203 201V202H204ZM225 201V200H224ZM156 203H157V201H155ZM183 202V201H182ZM188 202V201H187ZM201 203V204H203L204 205V203ZM214 202V201H213ZM243 202V201H242ZM95 203H97V202H95ZM146 203V202H145ZM155 203V204H156ZM165 203V202H164ZM163 203V205L162 206H164L165 204ZM194 203H195V201H194ZM194 203H191L192 205L194 204ZM196 203V205H198ZM207 203V202H206ZM205 203V204H206ZM241 203V202H240ZM244 203H245V201H244ZM153 204H154V202H153ZM161 204V202L159 203V205ZM221 204V203H220ZM219 204V205H220ZM247 204V203H246ZM115 205V204H114ZM150 205V204H149ZM188 205H189V207L192 209H194V211H195V208H197V207H194L195 206V204H194V206H190V204L188 203ZM234 205H235V207H234ZM240 205V204H239ZM116 206V205H115ZM146 206L147 207H149L148 205H147V203H146ZM205 207H206V205H204ZM241 206V205H240ZM245 206V205H244ZM248 206V205H247ZM103 207V206H102ZM110 207V206H109ZM153 207V206H152ZM207 207H208V205H207ZM160 208V210H161V208L162 207H159ZM238 208V207H237ZM242 208V207H241ZM250 208H248V210H250ZM116 209H117V207H116ZM118 209H120V208H118ZM187 209V208H186ZM185 209V210H186ZM193 209H192V211H193ZM202 209V208H201ZM209 209V208H208ZM115 210V209H114ZM157 210H158V208H157ZM156 210V211H157ZM198 210V209H197ZM207 210V209H206ZM214 210V209H213ZM239 210V209H238ZM244 210H245V208H244ZM147 211V210H146ZM166 211V210H165ZM205 211V210H204ZM241 211V210H240ZM240 211H239V213H240ZM154 212V211H153ZM164 212V211H163ZM208 212V211H207ZM217 212V211H216ZM100 213V212H99ZM106 213V212H105ZM117 213V212H116ZM147 213H149V212H147ZM192 213V212H191ZM197 213V212H196ZM196 213L194 212V214L196 215ZM206 213V212H205ZM205 213L203 214V215H205ZM219 213V212H218ZM228 213H229V211H228ZM150 214V213H149ZM151 214H152V212H151ZM151 214H150V216H151ZM208 214V213H207ZM238 214V213H237ZM99 215V214H98ZM147 215V214H146ZM163 215H164V213H163ZM167 215V214H166ZM192 215V214H191ZM209 215V214H208ZM230 215V214H229ZM240 215V214H239ZM115 216V215H114ZM149 216V217H150ZM210 216V215H209ZM156 217V216H155ZM158 217V216H157ZM160 217V216H159ZM193 217V216H192ZM199 217H201V215L199 216ZM199 217H197L196 216V218H199ZM206 217V216H205ZM110 218H111V216H110ZM116 218V217H115ZM127 218H129V217H127ZM126 218V219H127ZM152 218H154V217H152ZM162 218V217H161ZM165 218V217H164ZM221 218V217H220ZM239 218H240V220L241 219H243L244 221H242V222H240V220H239ZM151 219V218H150ZM149 219V220H150ZM170 219H171V217H170ZM216 219V218H215ZM107 220V219H106ZM128 220V219H127ZM157 222H158V220L157 219H155ZM155 220H154V222H155ZM164 220V219H163ZM173 220H175V219H173ZM197 220V219H196ZM199 220V219H198ZM212 220V219H211ZM152 221V220H151ZM168 221V220H167ZM201 221V220H200ZM153 222V223H154ZM162 222V221H161ZM163 222H165V221H163ZM172 222V221H171ZM203 222V221H202ZM206 222V221H205ZM208 222H210V221H208ZM216 222V221H215ZM159 223H160V221H159ZM176 223H177V220H176ZM189 223H190V221H189ZM207 223V222H206ZM211 223V222H210ZM111 224V223H110ZM160 224H162V223H160ZM197 224H199V222L197 223ZM202 224V223H201ZM209 224V223H208ZM207 224V225H208ZM116 225V224H115ZM150 225V224H149ZM155 225V224H154ZM166 225H168V224H166ZM172 225V224H171ZM170 225V226H171ZM203 225V224H202ZM205 226H206V224H204ZM203 225V226H204ZM229 225V224H228ZM161 226V225H160ZM174 226V225H173ZM189 226V225H188ZM236 226V227H237ZM191 227V226H190ZM200 227V226H199ZM198 227V228H199ZM202 227V226H201ZM231 227V226H230ZM235 227V228H236ZM153 228V227H152ZM173 228V227H172ZM197 228V227H196ZM204 228V227H203ZM207 228V227H206ZM209 228H210V226H209ZM213 228V227H212ZM237 228V229H238ZM201 229V228H200ZM205 229V228H204ZM214 229V228H213ZM152 230V229H151ZM170 230V229H169ZM190 230V229H189ZM192 230V229H191ZM194 230V229H193ZM192 230V231H193ZM196 230V229H195ZM203 230V229H202ZM202 230H200V231H202ZM209 230V229H208ZM207 230V231H208ZM214 230H216V229H214ZM117 231V230H116ZM154 231V230H153ZM168 231V230H167ZM235 231H236V229H235ZM197 232V231H196ZM205 232V231H204ZM203 231H202V233H204ZM211 233H212V231H210ZM230 232V231H229ZM229 232H227V233H229ZM151 233V232H150ZM166 233V232H165ZM195 233V232H194ZM209 233V232H208ZM217 234H219V231L218 232H216ZM231 233V232H230ZM235 233V232H234ZM167 234V233H166ZM170 234V233H169ZM168 234V235H169ZM197 234V233H196ZM205 234V233H204ZM207 234V233H206ZM215 233H213V235H214ZM151 235V234H150ZM164 235V234H163ZM167 235V236H168ZM200 235H201V233H200ZM203 235V234H202ZM208 235V234H207ZM207 235H204V236H206L207 237ZM212 235V234H211ZM210 235V236H211ZM212 235V236H213ZM159 236V235H158ZM174 236V235H173ZM215 236V235H214ZM219 236V235H218ZM156 237V236H155ZM161 237H162V235H161ZM169 237V236H168ZM171 237H172V235H171ZM199 237V236H198ZM205 237V238H206ZM230 237V236H229ZM232 237V236H231ZM166 238V237H165ZM191 238H194V237H191ZM208 238H209V236H208ZM211 238H213V237H211ZM214 238H216V237H214ZM220 238V237H219ZM222 238V237H221ZM227 238H228V236H227ZM162 239V238H161ZM169 239V238H168ZM200 239H201V237H200ZM204 239V238H203ZM210 239V238H209ZM222 239H224V238H222ZM226 239V238H225ZM119 240H120V238H119ZM167 240V239H166ZM169 240H171V239H169ZM211 240V239H210ZM230 240V239H229ZM228 240V241H229ZM232 240V239H231ZM231 240H230V242H231ZM121 241V240H120ZM154 241H155V239H154ZM157 241V240H156ZM204 241V240H203ZM211 241H213V240H211ZM216 241V240H215ZM161 242V241H160ZM170 242V241H169ZM194 242V241H193ZM198 242V241H197ZM214 242V241H213ZM230 242H228V244L230 245ZM233 242V241H232ZM110 243H112V242H110ZM175 243V242H174ZM173 243V244H174ZM224 243V242H223ZM119 244V243H118ZM170 244V243H169ZM172 244V245H173ZM178 244V243H177ZM203 244V243H202ZM220 244V243H219ZM227 244V245H228ZM109 245V244H108ZM112 245V244H111ZM121 245V244H120ZM162 245V244H161ZM196 245V244H195ZM201 245V244H200ZM208 245H209V243H208ZM224 245H225V243H224ZM226 245V246H227ZM232 245H233V243H232ZM115 246V245H114ZM113 246V247H114ZM151 246V245H150ZM179 246V245H178ZM197 246V245H196ZM213 246V245H212ZM222 246H223V244H222ZM231 246V245H230ZM170 247V246H169ZM168 247V248H169ZM172 247V246H171ZM175 247V246H174ZM188 247V246H187ZM201 247V246H200ZM207 247V246H206ZM229 247V246H228ZM232 247V246H231ZM231 247H230V249H228L227 251H229V250H231ZM118 248V247H117ZM157 248V247H156ZM161 248H162V246H161ZM167 248V249H168ZM176 248V247H175ZM209 248V247H208ZM224 248V247H223ZM121 249V248H120ZM123 249V248H122ZM147 249H149V248H147ZM172 249V248H171ZM205 249V248H204ZM213 249V248H212ZM214 249H215V247H214ZM213 249V250H214ZM219 249H221V248H219ZM110 250V249H109ZM170 250V249H169ZM169 250H168V252H169ZM208 250H210V249H208ZM217 250V249H216ZM215 250V251H216ZM234 249H232L231 251H233ZM119 251V250H118ZM114 252H115V250H114ZM156 252H157V250H156ZM160 252V254H161V250L159 251ZM171 252V251H170ZM213 252V251H212ZM219 252V250H217V253ZM158 253V252H157ZM163 253V252H162ZM197 253V252H196ZM211 253V252H210ZM209 253V254H210ZM214 253V252H213ZM232 253V252H231ZM110 254V253H109ZM113 254V253H112ZM165 254V253H164ZM163 254V255H164ZM182 254V253H181ZM215 254V253H214ZM214 254L212 255L213 256V259H214ZM224 254H226V253H224ZM233 255H234V252L232 253ZM106 255V254H105ZM123 255V254H122ZM198 255V254H197ZM199 255H201V254H199ZM204 255V254H203ZM228 255H231L230 253L228 254ZM232 255V256H233ZM115 256V255H114ZM125 256V255H124ZM158 256H159V254H158ZM167 256H169V255H167ZM166 255H165V257H167ZM209 256H211V255H209ZM211 256V257H212ZM215 256H216V254H215ZM218 257H216L215 259H216V261L218 260L219 261V259H217V258H220V255H217ZM147 257V256H146ZM200 257V256H199ZM222 257V256H221ZM226 257V256H225ZM201 258V257H200ZM227 258V257H226ZM229 258V257H228ZM228 258H227V260H228ZM232 258H230V259H232ZM152 259V258H151ZM155 259V258H154ZM212 258H209V260H211ZM220 259H223L224 260V258H220ZM109 260V259H108ZM165 260H167L168 261V259H164V258H161V259H159V258H156L155 259V261L154 262H156L157 261V263L156 264H168ZM204 260V259H203ZM147 261V260H146ZM215 261V260H214ZM221 261V262H220ZM219 262H217V264L219 263H222L223 261L222 260H220ZM225 261V260H224ZM229 261V260H228ZM230 261H232V260H230ZM141 262V261H140ZM139 262V263H140ZM169 262V261H168ZM172 262V261H171ZM171 262H169L170 264H171ZM112 263V262H111ZM153 263V262H152ZM200 263V262H199ZM203 263V262H202ZM204 263H206V262H204ZM203 263V264H204ZM207 263H209V262H207ZM123 264V263H122ZM126 264V263H125ZM155 264V263H154ZM173 264V263H172ZM215 264V263H214ZM223 264V263H222ZM225 264H226V262H225Z\"/></svg>","mask_w":264,"mask_h":264}]
</instances>
